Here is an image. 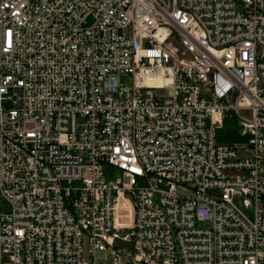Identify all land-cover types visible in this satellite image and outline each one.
<instances>
[{"label":"built area","instance_id":"2783aa9c","mask_svg":"<svg viewBox=\"0 0 264 264\" xmlns=\"http://www.w3.org/2000/svg\"><path fill=\"white\" fill-rule=\"evenodd\" d=\"M0 199V264H264V0H0Z\"/></svg>","mask_w":264,"mask_h":264},{"label":"rangeland","instance_id":"374dc122","mask_svg":"<svg viewBox=\"0 0 264 264\" xmlns=\"http://www.w3.org/2000/svg\"><path fill=\"white\" fill-rule=\"evenodd\" d=\"M236 10H241L240 4L238 1H236ZM120 82L122 83H129L130 77L128 76H120ZM215 140L218 145L222 146H231L235 147L237 149H242L243 146H245V137L241 135V127L238 125L237 118L235 116L229 117L226 116L221 124V126L215 131ZM80 186L79 182H73L72 187H78ZM179 194L187 195L189 193L188 190H178ZM9 205L5 200L0 199V211H8ZM247 214L250 215L248 212ZM130 220V212H129V218ZM84 249L86 251V243L84 242ZM85 257L89 260L88 254L85 252ZM107 259L103 261V255L98 254L97 255V264H111L110 255H106Z\"/></svg>","mask_w":264,"mask_h":264}]
</instances>
